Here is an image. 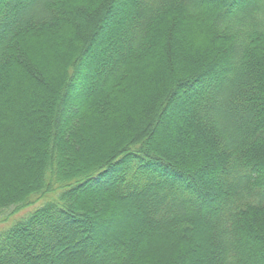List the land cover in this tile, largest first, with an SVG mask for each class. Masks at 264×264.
I'll list each match as a JSON object with an SVG mask.
<instances>
[{
    "label": "trees",
    "instance_id": "trees-1",
    "mask_svg": "<svg viewBox=\"0 0 264 264\" xmlns=\"http://www.w3.org/2000/svg\"><path fill=\"white\" fill-rule=\"evenodd\" d=\"M0 264H264V0H0Z\"/></svg>",
    "mask_w": 264,
    "mask_h": 264
},
{
    "label": "rangeland",
    "instance_id": "rangeland-1",
    "mask_svg": "<svg viewBox=\"0 0 264 264\" xmlns=\"http://www.w3.org/2000/svg\"><path fill=\"white\" fill-rule=\"evenodd\" d=\"M165 139L169 142V144H172L173 147L179 151H182V149L185 146H190L191 150H193L195 148L193 145V142L191 141V135L189 134V132L187 130H185L183 128L177 129V131H174V127H171L169 129V133L167 135V138H165ZM132 205L133 204L126 205L124 212L118 214V217H119L118 220L119 221L116 224L119 226V228L116 229L112 226L109 229L110 232L114 233L117 231L118 233H122L123 236H125L126 235V233L124 232L125 230H127V231L134 230L138 225H139L138 228H140V225H141V224H139L140 218H138V217H140V216H138L140 214V209H137L135 207V205L134 206H132ZM23 212L24 211H21L19 213V215ZM140 229L142 230V227ZM140 229L138 230V234H137L138 235V238H137L138 241H139V239L142 240L144 237V234H145V233L142 234V232H140ZM150 238H152L151 234H150ZM151 240L152 239H150V241ZM199 241H200V243H203L205 241V239H201ZM193 243L195 244V241Z\"/></svg>",
    "mask_w": 264,
    "mask_h": 264
}]
</instances>
